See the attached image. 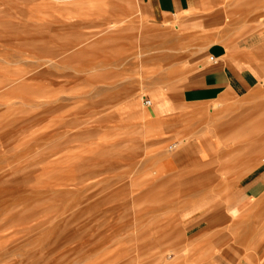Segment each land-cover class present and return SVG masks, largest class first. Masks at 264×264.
Masks as SVG:
<instances>
[{"label": "rangeland", "instance_id": "374dc122", "mask_svg": "<svg viewBox=\"0 0 264 264\" xmlns=\"http://www.w3.org/2000/svg\"><path fill=\"white\" fill-rule=\"evenodd\" d=\"M211 2L231 20L256 14L252 0ZM173 38L138 0H0V264H239L264 252L237 219L212 241L182 224L207 213V197L228 204L239 160L226 154L220 176L161 173L174 144H155L144 97L181 58L168 56Z\"/></svg>", "mask_w": 264, "mask_h": 264}, {"label": "crops", "instance_id": "0c3cea01", "mask_svg": "<svg viewBox=\"0 0 264 264\" xmlns=\"http://www.w3.org/2000/svg\"><path fill=\"white\" fill-rule=\"evenodd\" d=\"M138 1L146 23L165 32L174 27L166 46L175 53L168 56L181 57L168 64L160 88L152 92L149 130L159 136L156 145L174 144L161 158V173L220 176L216 170L225 155L238 152L228 204L216 206L207 197L199 207L207 213L186 216L182 224L193 230L192 240L212 241L215 227L234 218L255 226L245 240H254L256 247L264 241V0L246 5L256 11L249 20H231L226 10L212 7L213 0ZM214 187L222 188L196 191L214 192ZM225 256L215 254L200 264H234ZM239 264H264V252L245 254Z\"/></svg>", "mask_w": 264, "mask_h": 264}, {"label": "built area", "instance_id": "2783aa9c", "mask_svg": "<svg viewBox=\"0 0 264 264\" xmlns=\"http://www.w3.org/2000/svg\"><path fill=\"white\" fill-rule=\"evenodd\" d=\"M212 60H214V57H211ZM144 102L147 106H151L152 105V101L151 99L147 98L146 96L144 97ZM172 148V146H171Z\"/></svg>", "mask_w": 264, "mask_h": 264}, {"label": "bare ground", "instance_id": "6f19581e", "mask_svg": "<svg viewBox=\"0 0 264 264\" xmlns=\"http://www.w3.org/2000/svg\"><path fill=\"white\" fill-rule=\"evenodd\" d=\"M152 101V100H151ZM153 103V102H152Z\"/></svg>", "mask_w": 264, "mask_h": 264}]
</instances>
